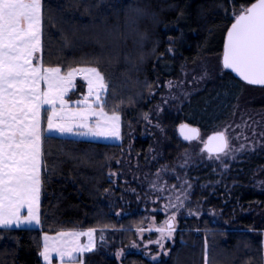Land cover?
Returning <instances> with one entry per match:
<instances>
[{"label":"trees","instance_id":"16d2710c","mask_svg":"<svg viewBox=\"0 0 264 264\" xmlns=\"http://www.w3.org/2000/svg\"><path fill=\"white\" fill-rule=\"evenodd\" d=\"M254 1L44 0V66L100 67L105 110L118 109L123 139L45 136L41 226L0 229V264H45L43 234L90 228L104 231L83 264H205L206 256L208 264H264V150L216 159L201 138L178 135L183 122L206 137L221 131L254 86L223 70L204 89L167 101L169 82L186 72L222 71L234 7ZM82 92L80 83L72 96ZM176 188L196 213L182 218L167 258L153 261L132 244L156 198Z\"/></svg>","mask_w":264,"mask_h":264},{"label":"snow or ice","instance_id":"6c2138e0","mask_svg":"<svg viewBox=\"0 0 264 264\" xmlns=\"http://www.w3.org/2000/svg\"><path fill=\"white\" fill-rule=\"evenodd\" d=\"M43 14L44 0H0V229L41 224L42 168L47 167L42 151L45 132L116 140L121 135L118 109H110L111 114L105 110L109 82L100 67L44 66ZM233 20L226 33L223 67L249 84L264 85V0L242 8L236 5ZM68 43L66 38L65 46ZM77 77L85 82L87 93L70 101L66 97L76 89ZM180 131L185 140L199 138V129L187 124H182ZM205 148L215 152L216 159L227 155V129L209 136ZM169 207H183V202L170 199L165 205ZM175 220L171 215L160 227L138 228L137 232L158 233L159 238L150 243L168 255L165 243L173 238ZM97 231L104 229L45 234L39 255L45 264H52L54 255L60 264H83V254L96 248ZM82 236L87 237V243H80ZM99 239L103 242V235ZM152 259L158 260L159 254Z\"/></svg>","mask_w":264,"mask_h":264},{"label":"rangeland","instance_id":"374dc122","mask_svg":"<svg viewBox=\"0 0 264 264\" xmlns=\"http://www.w3.org/2000/svg\"><path fill=\"white\" fill-rule=\"evenodd\" d=\"M242 7L244 6L242 5ZM218 64L222 68V71L220 72V70H218L217 76L214 75L215 72L212 74L209 73V71L200 72L199 70L195 71L196 69H192V71H189L188 73L186 72L182 80L179 81L175 80L173 82L171 81L172 87H169L168 84L169 93L167 94V101L169 103H171V101L179 102L181 100L179 97H184V96L188 97L191 93H195L196 91L200 89L202 90L205 87H207L210 83H212L216 79V77L220 76L223 73L224 69L221 64V56L218 57ZM80 83L83 84V92L72 96V94L78 90V85H80ZM76 85H77L76 89L73 92L69 93V96L66 97V99H69L70 101L80 100L83 98V95L87 93L86 84L79 77H77L76 79ZM250 86H254V85H250ZM256 87L263 88L264 86H254V88H250V90L248 91V95H246V97H249V100L246 97L242 98L241 105L237 107L233 116L225 124V127L220 129L221 131L227 129V137L229 140V150L227 155L232 160H237L242 155V153L244 154L248 152H260L264 150V123H262V121L264 120V103H262L263 106L256 107V105L259 104L258 102L264 100V90H263L264 88L258 89ZM71 106L75 107L74 104ZM242 119H244V123L242 122ZM121 132H122V117H121ZM47 135H56L61 137L87 139V140L110 142V143H121L123 139L122 134L120 135V139L116 140L111 138L106 139L103 137L75 136L70 134L62 135L58 133L45 132L42 138V151H43L44 138ZM205 138L206 135L201 137L202 146L204 145ZM41 197H42V189H41ZM177 197H179V200H177ZM170 199L177 204H179L182 201L183 207L180 208L169 207L166 209L165 205L169 204ZM155 201L157 202V205L153 207L152 209L153 213L149 216L148 222L143 228L147 229L149 226L160 227L163 224V222L169 218V216L175 215L176 216V220L174 222L175 232L173 234V238L165 243V249L170 250L171 246L175 243V239L177 236L178 229L180 228L182 218L186 219L192 214H195L196 211L190 209L189 195L187 191L182 188L170 189L167 192V194H165L162 198H156ZM34 226L37 225H31V226L24 225L22 227L33 228ZM87 230L88 229L68 230L63 232H70V231L86 232ZM57 234L58 233L56 234L47 233V235L50 236H56ZM158 238H159V234L154 231L153 232L145 231L142 234L138 232L137 240L132 244V248L136 252L143 253L148 259L153 260L152 256H156L158 254H159L158 260L165 259L167 258L169 253L168 255H163V253L159 252L158 246L156 244L150 243V241L156 240ZM95 239L97 246L98 238L96 236V233H95ZM80 243L81 244L87 243V237L85 236L80 237ZM134 244L136 245L135 247L133 246ZM158 260H153V261H158Z\"/></svg>","mask_w":264,"mask_h":264},{"label":"water","instance_id":"95a60500","mask_svg":"<svg viewBox=\"0 0 264 264\" xmlns=\"http://www.w3.org/2000/svg\"><path fill=\"white\" fill-rule=\"evenodd\" d=\"M255 2H256V0H255L254 2H252V3H255ZM249 6H250V5H249ZM233 22H234V21H233ZM233 22H232V23H233ZM229 28H230V27H229ZM225 43H226V37H225L224 45H225ZM223 51H224V47H223ZM222 65H223V54H222ZM223 68H224V67H223ZM224 69H225V68H224ZM225 70H227V71L233 73L235 77L239 78V79L242 80L244 83L249 84V83H247L246 81H244V80H243V79H242L237 73L233 72L232 70H230V69H225ZM249 85H252V84H249ZM254 86H264V85H254ZM182 124H187L189 127L199 129V138H198V139H194V140H185V139L183 138L182 134H181V131H180V126H181ZM217 132H219V131H216V132H213V133L209 134V135L206 137V139H205V142H204V145H203V149H204L207 153H209V152L206 150L205 145L207 144L208 137H209V136H212V135H215ZM178 135H179V137H180L183 141H185V142H193V141H197V140H199V139L201 138L202 131H201V128H200L199 126H197V125H193V124H190V123H188V122H183V123L179 124V126H178ZM209 154L216 155L215 152H212V153H209Z\"/></svg>","mask_w":264,"mask_h":264},{"label":"crops","instance_id":"0c3cea01","mask_svg":"<svg viewBox=\"0 0 264 264\" xmlns=\"http://www.w3.org/2000/svg\"><path fill=\"white\" fill-rule=\"evenodd\" d=\"M42 44H43V36H42ZM41 226V225H40ZM40 226H34L33 228H39ZM20 228H31V227H20ZM45 234H47V233H45ZM45 234H43V237H44V235ZM43 237H42V250H43ZM43 259V258H42ZM43 262L45 263V261L43 260ZM52 263H55V264H60V261H59V258L57 257V256H53V261H52Z\"/></svg>","mask_w":264,"mask_h":264}]
</instances>
